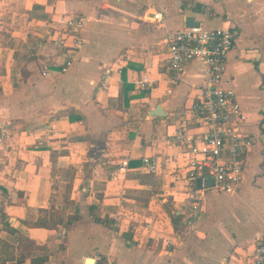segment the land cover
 Here are the masks:
<instances>
[{
    "label": "crops",
    "instance_id": "obj_1",
    "mask_svg": "<svg viewBox=\"0 0 264 264\" xmlns=\"http://www.w3.org/2000/svg\"><path fill=\"white\" fill-rule=\"evenodd\" d=\"M158 10L164 21L151 22ZM60 13L88 17L84 45L64 72L56 31L43 27ZM187 15L234 32L223 86L253 138L234 190L187 180L173 141L203 82L196 60L178 74L167 66L165 35L186 26ZM42 63L53 75L41 74ZM1 133L0 203L17 234L44 246L30 256L47 255L41 264H84L89 255L94 264H244L264 229V0H0ZM145 155L158 160L154 173ZM192 189L197 207L188 220L182 205ZM211 189L232 198L208 204ZM44 216L47 227L30 224ZM178 224L194 231L181 234Z\"/></svg>",
    "mask_w": 264,
    "mask_h": 264
},
{
    "label": "built area",
    "instance_id": "obj_2",
    "mask_svg": "<svg viewBox=\"0 0 264 264\" xmlns=\"http://www.w3.org/2000/svg\"><path fill=\"white\" fill-rule=\"evenodd\" d=\"M148 19L162 23L165 13L154 11ZM53 22L52 25L45 23L43 27L48 33L56 31L57 38L51 41L62 48L64 60L59 64V71L64 72L72 66L76 53L84 45L82 31L88 17L83 13H60ZM165 41L170 72L180 73L184 64L192 60H196L202 68L203 82L199 97L182 110L173 135L178 154L185 158V178L194 181L209 176L218 190H234L244 177L245 157L253 145L252 135L243 125L245 114L233 91L223 86L228 54L234 46V32L229 27L204 28L198 24L168 31ZM34 43L39 44V41ZM41 74L53 75L45 63L41 64ZM137 86L145 88L148 79L142 77L137 81ZM192 122L205 129L192 131ZM5 136L1 133L0 142ZM142 163L147 171L154 173L158 160L145 155L142 156ZM127 167L128 159L124 158L118 164V171L124 173ZM196 199V190H189L182 205L188 220L197 207ZM101 260L104 264H120L115 259ZM244 264H264V229L256 234L254 248Z\"/></svg>",
    "mask_w": 264,
    "mask_h": 264
},
{
    "label": "rangeland",
    "instance_id": "obj_3",
    "mask_svg": "<svg viewBox=\"0 0 264 264\" xmlns=\"http://www.w3.org/2000/svg\"><path fill=\"white\" fill-rule=\"evenodd\" d=\"M257 162H258V160L254 163V169H256L257 166L259 167ZM3 195L4 194H2V199L4 198ZM231 198H232V196L229 195V193L216 192L215 190H212V189L208 190L207 193H206V199H207L208 204L218 203V202H225V201H228ZM0 212H3L6 215V213L3 211V205L1 203H0ZM142 223H141V221L138 222V224H139V225H137L138 226L137 227V232L138 233L142 230V227H141ZM155 226H156V223H155ZM134 227L135 226H133L132 224H128V230L132 231L133 233L136 231V230L134 231ZM185 227L186 226H184V225H180V224L177 225V229L179 230V232L181 234L185 233V232L187 233L189 231H191V232L194 231V229L192 227H190V226L188 228H185ZM123 228H125V225L122 226V229ZM0 238L4 239L6 242L9 243L10 247H6V248H7L8 251H11V250L14 251L16 253V257H24L25 260L26 259L29 260L31 255L38 254L39 252L42 253L41 250H38L34 246L36 244L34 241L33 242L35 244H32L30 242L32 240L28 239L27 237H24V236H22L20 234H17V233H13V234L9 233L7 230H5L3 228V223H1V222H0ZM182 238H183V236H182ZM89 256L93 257L94 255H89ZM7 264H9V262Z\"/></svg>",
    "mask_w": 264,
    "mask_h": 264
},
{
    "label": "trees",
    "instance_id": "obj_4",
    "mask_svg": "<svg viewBox=\"0 0 264 264\" xmlns=\"http://www.w3.org/2000/svg\"><path fill=\"white\" fill-rule=\"evenodd\" d=\"M44 213H46V209L41 210ZM180 214L178 215H174V220L176 222L180 221ZM74 219L73 216H69L68 217V221L67 224L71 223V220ZM94 219L96 221H104L103 219H101L98 216H94ZM106 221V220H105ZM104 221V222H105ZM0 222L3 223V228L5 230H7L9 233H16V229L11 226L9 224V222L6 220V215L3 212H0ZM108 222V221H106ZM33 226H43V227H47L48 223H47V219L46 216H44L43 218H39L36 221L30 223ZM32 244H35L33 241H30ZM37 249H43L44 246L41 245H34ZM6 247H10L9 243L6 242L4 239L0 238V264H7L8 262H24L25 258L24 257H16V253L14 251H8ZM48 259L47 255H40V256H36V257H30L29 258V263L28 264H41L43 262H45Z\"/></svg>",
    "mask_w": 264,
    "mask_h": 264
},
{
    "label": "water",
    "instance_id": "obj_5",
    "mask_svg": "<svg viewBox=\"0 0 264 264\" xmlns=\"http://www.w3.org/2000/svg\"><path fill=\"white\" fill-rule=\"evenodd\" d=\"M185 24H186V26H192V25H198L199 22L197 20H195V18L193 16L187 15L185 17ZM151 114L152 115L160 114V106L155 107V109H153ZM197 183L200 186L201 179H198ZM213 185H214L213 179L211 177H209V176L206 177L205 180H204V187L213 186ZM94 262H95V259L93 257H90V256H87L84 259V264H94Z\"/></svg>",
    "mask_w": 264,
    "mask_h": 264
}]
</instances>
